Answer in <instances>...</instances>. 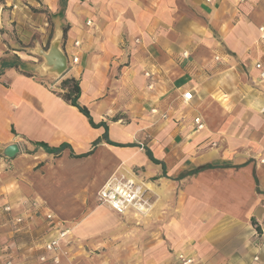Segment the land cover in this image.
I'll return each mask as SVG.
<instances>
[{"label":"crops","instance_id":"1","mask_svg":"<svg viewBox=\"0 0 264 264\" xmlns=\"http://www.w3.org/2000/svg\"><path fill=\"white\" fill-rule=\"evenodd\" d=\"M263 25L264 0H0V61H20L0 73V146L20 148L0 158V264H55L40 258L58 220L100 232L86 211L120 173L144 180L157 207L112 213V264H264ZM56 38L60 79L34 52ZM67 77L94 124L59 93Z\"/></svg>","mask_w":264,"mask_h":264},{"label":"built area","instance_id":"2","mask_svg":"<svg viewBox=\"0 0 264 264\" xmlns=\"http://www.w3.org/2000/svg\"><path fill=\"white\" fill-rule=\"evenodd\" d=\"M212 1V0H207ZM247 1V0H241ZM90 23V21H88ZM261 40L264 41V25L260 27ZM80 42L76 41V45ZM184 56H188V53L185 52ZM219 57H217L218 59ZM74 62L78 61V57L73 59ZM256 68L260 70V78L264 79V67L262 63L258 62ZM145 76L150 79L149 87L153 88L155 82L153 81L154 73L150 70L145 71ZM183 98L186 102L190 101L193 98L192 91H185L183 93ZM153 112H156L153 109ZM260 112L264 114V106L261 107ZM164 117H167L164 115ZM195 129L200 131L204 129L205 122L202 117L198 116L194 119ZM97 200L102 203L109 205L115 212L120 215L126 214L129 210H134L137 213L145 214L150 209V203L145 197V188L141 181H138L134 177H127L124 175L112 176L105 183V185L98 191ZM6 211H10L11 207L6 206ZM47 219L53 220V213H47ZM18 222H21L22 217H17ZM58 232L56 236L52 237L44 245L45 255L41 257V260L45 261L50 258L54 263H59L60 261V251L63 243L68 239L70 232L69 227L62 226L61 222H57ZM255 241L254 244L259 248H264V236L255 232ZM179 259H181L183 264H199L194 257L186 256L184 254H179ZM255 261L260 260L259 253L254 258Z\"/></svg>","mask_w":264,"mask_h":264},{"label":"rangeland","instance_id":"3","mask_svg":"<svg viewBox=\"0 0 264 264\" xmlns=\"http://www.w3.org/2000/svg\"><path fill=\"white\" fill-rule=\"evenodd\" d=\"M47 15L49 16V14H47ZM53 41H51L50 46H49V43H47L45 46H43V45L37 46V48L34 50V52L38 56V59L40 60V63L42 64V66L45 68V71L47 72V74H54L58 77V79H60L62 77V75H64L65 73L59 76L55 73L48 72V67L46 66L45 57L40 52L41 51L40 49L44 50L45 52H48L50 50V47H51V44L53 43ZM28 46H32V45L29 43ZM60 47H61V44H60ZM68 64H69V62H68ZM60 84H61V82H60ZM59 91L64 92L62 89H60V87H59ZM0 148H3V147L0 146ZM1 157H3L4 159H7V161H10V159H13V158L6 157L2 153H0V158ZM119 175H121V173ZM114 176H118V174L114 175ZM124 176H126V175H124ZM141 182L143 183V186L145 188V197L150 203V209L145 214H142V213L140 214L137 212L136 213L139 217H148L153 213V211L157 207V200L155 199V197L151 196L147 192L148 188L145 184V181L141 180ZM96 196L93 198V200L95 199L94 202L91 201V205L86 212H88L89 215H91L90 217H94V218H92V220L99 221V219H100L102 221L101 231L92 233L86 237H83L82 235H77L75 231L77 229H79L78 227L81 226L84 219L83 218H75V219L69 220V222H67V224L70 228V232L68 235V239L63 243V245L61 247L60 256H59L60 261L57 264H61L62 259H65L67 261V264H73V263L74 264H96L95 260H97L96 258H98L99 256L100 257L104 256V259H106L105 261H107V262H104L105 264H112L111 258L114 254V250L112 249V239H113V231H114L113 229H114V226L116 223V221L113 219V216L115 215L117 217H120V214L115 212L109 205L100 203L97 200ZM101 207L102 208L104 207L107 209V211L109 212L108 217H107V215H103L106 217H102V216L100 217V215L98 213L94 214V212H96L97 209H101ZM169 208H171V205H169ZM26 219L27 218L23 217L21 222H19V223H23L24 221H26ZM28 219L31 220L32 218L28 217ZM118 221H119V219H118ZM59 222H61V224H63L62 221H59ZM105 242H111V244L108 243V246H106L105 244H103ZM99 243H101V244H99ZM101 245H103V246L105 245V246L101 249L98 248V246H101ZM91 246H92V248H91ZM8 251L9 252L11 251L13 254L15 252V250H8ZM45 254L46 253H44L43 255H45ZM72 255H74V258L71 261L70 258L72 257ZM16 256L17 255L14 254L13 259L11 258L12 261L14 260V258ZM93 257H95V259ZM178 258H179V255H178ZM87 259H92V262L88 261ZM40 260H41V258H40ZM41 261L43 262V260H41ZM180 261H181V259H180ZM181 263H182V261H181Z\"/></svg>","mask_w":264,"mask_h":264},{"label":"water","instance_id":"4","mask_svg":"<svg viewBox=\"0 0 264 264\" xmlns=\"http://www.w3.org/2000/svg\"><path fill=\"white\" fill-rule=\"evenodd\" d=\"M60 43V39L57 38L51 44L50 50L48 52L40 49V52L45 57L48 72L55 73L59 76L67 71L69 62L67 55L60 47ZM19 151V145L16 143L0 148V153L9 158L15 157L19 153Z\"/></svg>","mask_w":264,"mask_h":264},{"label":"trees","instance_id":"5","mask_svg":"<svg viewBox=\"0 0 264 264\" xmlns=\"http://www.w3.org/2000/svg\"><path fill=\"white\" fill-rule=\"evenodd\" d=\"M19 66L20 61L18 59L3 58L0 61V73H2L6 68ZM60 88L64 91L59 92L61 96L70 104L77 106L80 111H82L85 115L90 118L91 123H93L89 109L86 106H82L79 102V98L82 91L80 81L75 77H67L61 81ZM186 173L191 174V172ZM192 173H194V171Z\"/></svg>","mask_w":264,"mask_h":264}]
</instances>
